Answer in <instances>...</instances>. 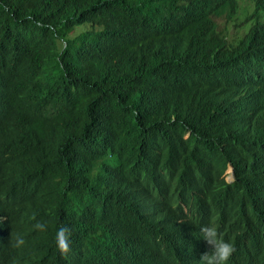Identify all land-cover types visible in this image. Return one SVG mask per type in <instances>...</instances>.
I'll return each mask as SVG.
<instances>
[{
	"label": "trees",
	"instance_id": "obj_1",
	"mask_svg": "<svg viewBox=\"0 0 264 264\" xmlns=\"http://www.w3.org/2000/svg\"><path fill=\"white\" fill-rule=\"evenodd\" d=\"M240 3L251 9L249 32L229 42L217 26L230 23L214 18L233 19ZM234 66L264 73V0H0L9 229L0 264H66L56 253L60 225L75 240L104 235L91 263L183 264L173 221L164 244L149 249L143 235L159 230L141 210L166 206L174 182L182 188L201 171L204 156L189 155L198 147L216 159L242 135L238 154L264 163V119L251 125ZM226 161L236 180L225 188L239 190L249 171L228 151ZM37 220L46 231L33 228Z\"/></svg>",
	"mask_w": 264,
	"mask_h": 264
},
{
	"label": "clouds",
	"instance_id": "obj_2",
	"mask_svg": "<svg viewBox=\"0 0 264 264\" xmlns=\"http://www.w3.org/2000/svg\"><path fill=\"white\" fill-rule=\"evenodd\" d=\"M243 31L239 40L249 32ZM225 36L229 42L233 40ZM238 68L234 66L230 72L242 90L237 92L249 111L251 125L257 130V124L264 119V73L257 69L242 74ZM244 144L242 135L232 138L231 144L216 159L202 147L189 151L191 159L204 156L201 171L189 180L193 184L188 181L180 188L176 181L172 187L177 190L166 206L156 205L154 210L145 206L141 210L142 218L148 214L152 217L150 225L159 230L158 234L143 235L149 249H158L164 244V231L172 220L170 234L185 245L183 264H264V173L257 169V166L264 167V163H247L237 151V147ZM227 151L237 160L241 158L243 169L249 171V177H241L243 184L239 190L225 188L236 180L232 165L226 161ZM3 171L4 168L0 170V179ZM216 192L219 194L215 198ZM4 202L5 196L0 190V256L9 240ZM33 228L44 232L47 222L37 220ZM92 232V236L85 234L75 240L71 229L60 225L55 235L56 253L66 264H95L91 263V252L98 250L96 240L104 235ZM24 243L23 237L17 235L12 247L19 249ZM148 264L174 263L153 258Z\"/></svg>",
	"mask_w": 264,
	"mask_h": 264
},
{
	"label": "rangeland",
	"instance_id": "obj_3",
	"mask_svg": "<svg viewBox=\"0 0 264 264\" xmlns=\"http://www.w3.org/2000/svg\"><path fill=\"white\" fill-rule=\"evenodd\" d=\"M247 6V10L246 12L243 11V7ZM239 10L236 14V16L231 19L228 20L226 19L224 16L221 17H216L214 18V21L216 22V24H219L221 21L226 20L228 23H230L227 26H217V30L221 31L223 34L227 35L229 39H236L239 38L243 35L244 31H243V24L245 22V18L246 16H248L251 13V9L249 8V4L247 3H240L239 4ZM231 179L229 178L228 181H230Z\"/></svg>",
	"mask_w": 264,
	"mask_h": 264
}]
</instances>
